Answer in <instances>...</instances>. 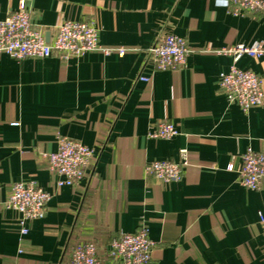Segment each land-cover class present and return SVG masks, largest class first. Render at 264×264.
Listing matches in <instances>:
<instances>
[{
    "label": "crops",
    "instance_id": "0c3cea01",
    "mask_svg": "<svg viewBox=\"0 0 264 264\" xmlns=\"http://www.w3.org/2000/svg\"><path fill=\"white\" fill-rule=\"evenodd\" d=\"M22 1L48 39L64 19L91 20L100 44L125 52L0 54V264H68L81 241L117 264L107 257L109 241L141 222L154 242L150 264H264V188L237 181L241 153H264V102L244 112L218 85L235 64L255 72L264 91V55L234 62L212 51L264 43V16L233 14L223 0H0V20ZM164 33L187 41L184 67L153 68L147 50ZM164 119L178 134L147 138ZM57 135L92 149L73 185L57 186L61 177L44 156L56 150ZM180 149L187 156L180 180L146 171L151 160L179 162ZM16 181L51 194L25 234L5 205Z\"/></svg>",
    "mask_w": 264,
    "mask_h": 264
},
{
    "label": "built area",
    "instance_id": "2783aa9c",
    "mask_svg": "<svg viewBox=\"0 0 264 264\" xmlns=\"http://www.w3.org/2000/svg\"><path fill=\"white\" fill-rule=\"evenodd\" d=\"M233 14L261 13L264 16V0H223ZM211 49L206 48V51ZM88 51L109 54L125 52L124 47L103 46L98 40V29L91 20L64 19L54 28L48 40L43 29L35 27L29 10L22 1L18 9L0 20V54L6 53L15 59L26 57L44 58L52 54L62 59L79 56ZM217 54L229 55L233 61L247 55L259 58L264 55L263 41L252 43L237 42L217 49ZM148 57L157 70H175L185 66L190 52L185 38L173 33H164L148 48ZM144 80L147 78L143 77ZM219 88L229 101L235 102L242 111L264 102V91L260 77L250 69L238 68L232 64L218 77ZM178 134L173 123L167 119L153 125L146 133L147 138L170 139ZM57 148L46 153L49 170L59 177L56 185H73L78 182L92 157V149L66 135H57ZM180 160H151L145 165L146 171L162 182H176L182 177V167L187 164L186 150L180 149ZM241 166L237 170V181L245 188H264V153L251 148L240 155ZM231 169V166H228ZM50 193L33 181L12 183L5 205L18 213L19 232L28 231L27 222L45 214ZM258 221L264 232V216L259 213ZM154 242L149 238L144 222L133 232L119 233L112 237L107 247V257L117 264H150ZM68 264H106L97 254L92 241H81L74 245Z\"/></svg>",
    "mask_w": 264,
    "mask_h": 264
},
{
    "label": "water",
    "instance_id": "95a60500",
    "mask_svg": "<svg viewBox=\"0 0 264 264\" xmlns=\"http://www.w3.org/2000/svg\"><path fill=\"white\" fill-rule=\"evenodd\" d=\"M46 40H48V35L45 36Z\"/></svg>",
    "mask_w": 264,
    "mask_h": 264
}]
</instances>
